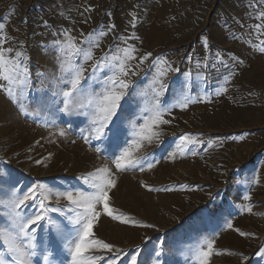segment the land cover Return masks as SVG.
<instances>
[{
  "label": "rangeland",
  "instance_id": "obj_1",
  "mask_svg": "<svg viewBox=\"0 0 264 264\" xmlns=\"http://www.w3.org/2000/svg\"><path fill=\"white\" fill-rule=\"evenodd\" d=\"M261 12L264 0H0V35L6 37L0 46L12 49L11 58L23 52L21 70L28 73L26 112L0 89V233L15 236L11 202L29 187L40 199L48 197V207L62 208L49 216L70 229L68 217L75 214L64 207L67 200L57 203V193L91 191L81 177L107 165L116 181L109 205L130 222L113 220L101 204L93 232L123 250L118 264H131L133 255L137 264H200L208 240L221 253L209 264H264V51L256 47H264V26L256 27L264 25ZM124 49L135 51L120 77L129 88L113 118L122 134L116 142L97 141L90 136L94 102L104 80L120 75L113 57L122 58ZM89 50L92 59L86 60ZM103 57L110 66L64 97L66 73L80 64L87 77ZM160 81L168 87L154 109ZM156 111L168 123L154 126L159 136L136 148L133 134ZM182 135L203 143L181 151ZM126 148L140 163L119 171L113 161ZM249 192L252 199L245 200ZM38 203L15 211L31 214ZM246 204L252 213L243 210ZM36 236L33 264H45V255L51 264L69 256L50 225ZM0 253L14 264L2 236Z\"/></svg>",
  "mask_w": 264,
  "mask_h": 264
},
{
  "label": "snow or ice",
  "instance_id": "obj_2",
  "mask_svg": "<svg viewBox=\"0 0 264 264\" xmlns=\"http://www.w3.org/2000/svg\"><path fill=\"white\" fill-rule=\"evenodd\" d=\"M259 18L264 20V12L259 14ZM264 25L258 24L257 30ZM5 29L4 24H0V33H3ZM105 33L101 32L99 35L103 36ZM94 34H90L88 42L94 40ZM6 37L0 35V45H3ZM71 48L73 49V55H79L81 49L78 48L74 42L71 43ZM260 51H264V47L256 46ZM135 49H124L123 57H113L114 60H118V68L120 75L113 74L107 77L103 82V91L95 99L94 111L92 113V125L93 128L90 132V136L97 141L111 140V142H116L119 140L122 129L118 122H114L113 118L117 116L118 110L121 108V101L127 95V89L129 88V82L121 79V76L127 75L125 71V62L128 59L134 58L132 53ZM12 52V49H5L0 46V89L7 91L8 95L13 98L14 102L19 104L18 111L20 113L26 112V107L24 101L26 100L25 88L27 87V68L22 69V60L24 53L21 51H16L15 58L8 56V53ZM84 59H92V52L89 50L84 52ZM152 53H147L141 58V63L148 59ZM157 63L166 64V61L157 58ZM109 62L107 57H103L100 61H97L92 65L91 73L85 77L84 73L86 69L80 65L76 64L72 69H70L66 75L68 80L66 81L67 91L63 92L64 97H71L74 94H78L82 91V81L97 79V73L102 72L105 68H108ZM170 71H178V69H172L170 65L168 66ZM166 72H160V76H165ZM167 85L162 81L159 83V91L156 92L157 99L155 100L154 109L159 108L160 99L167 91ZM92 103V101H90ZM67 104V101H65ZM183 107H187V104H183ZM161 113L159 111L155 112L152 117H145L144 124L140 126L139 130L133 135L138 137V140H134L132 143L136 148L141 146V140H147L151 143L153 137H158L159 133L153 131V127L161 124L168 123L166 120L160 118ZM61 131V135H63ZM109 134L111 136L109 137ZM85 142H89V137H83ZM202 141L195 140L188 135H182L180 137V144L178 147L181 151H187L189 145H199ZM211 146V145H209ZM101 148L97 147L96 152H101ZM195 154V153H193ZM170 157L175 156V152L169 154ZM40 163V161H37ZM115 167L119 171H124L128 167H135L139 165V159L132 155V151L129 149H124L122 153L113 161ZM148 168L153 167L149 163ZM143 171V166L140 167ZM86 184L92 189L91 191L85 192L81 190H66L57 193V203L62 197L67 200L68 204L64 207L67 208L68 212H72L75 215L68 217L69 223L72 225L70 229H66L61 223L54 220L49 216L50 212L60 213L62 208L60 207H48L45 196L40 199L37 196L36 188L29 187L27 191L23 192L21 195L16 196L11 202V207L15 213L14 226L16 229L15 236L0 233L3 237L7 252L11 256L12 262L14 264H33L32 257L36 256L35 241L37 239L36 233L38 229H47V226H51L56 232V235L61 239L66 241L65 250L70 256H65L64 259L59 261V264H97V262H103L106 260V264H118L120 260V254L123 252L122 249L116 248L114 244L107 243L99 238L95 237L93 232V227L101 215L98 211V206L103 205V212L106 213L113 220H117L121 223H129V219H126L123 214L115 215L114 209L109 205V192L112 188L116 186V181L111 178V169L107 165L95 170V172L87 173L81 177ZM152 190V189H149ZM39 199V203L36 205L37 210L31 214L22 215L20 212H16V209L28 208L29 202L33 204ZM245 200H251V193L249 192L244 197ZM244 211L252 213L253 205L246 204L244 206ZM233 225L228 224V228L231 229ZM241 236H248L249 233L236 229ZM23 238H27V243H23ZM215 240H208L206 242V247L201 249L200 264H209L210 258L215 255H220V252L214 253ZM103 250V254L95 255L91 254L93 250ZM229 255H235V253H228ZM261 256L264 257V251H261ZM107 258V259H106ZM45 264H51L49 261V256L45 255L43 257ZM247 259V257H243ZM0 264H8L4 253H0ZM131 264H137V257L133 255L131 257Z\"/></svg>",
  "mask_w": 264,
  "mask_h": 264
}]
</instances>
